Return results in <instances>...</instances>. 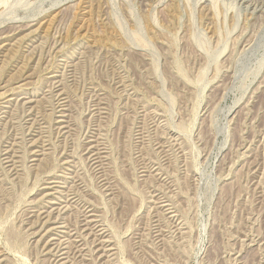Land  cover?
<instances>
[{"label": "rangeland", "instance_id": "374dc122", "mask_svg": "<svg viewBox=\"0 0 264 264\" xmlns=\"http://www.w3.org/2000/svg\"><path fill=\"white\" fill-rule=\"evenodd\" d=\"M4 1L0 264H264V0Z\"/></svg>", "mask_w": 264, "mask_h": 264}, {"label": "bare ground", "instance_id": "6f19581e", "mask_svg": "<svg viewBox=\"0 0 264 264\" xmlns=\"http://www.w3.org/2000/svg\"><path fill=\"white\" fill-rule=\"evenodd\" d=\"M3 1H4V0H3ZM60 1H61V0H60ZM213 1H214V0H213ZM219 1H220V0H219ZM262 1H263V0H262ZM4 2H5V1H4ZM6 2H7V0H6ZM256 2H257V1H256ZM19 3H20V2H19ZM212 3H213V2H212ZM6 4H7V3H6ZM202 4H203V3H202ZM216 4H217V3H216ZM246 4H247V3H246ZM248 4H249V3H248ZM256 4H257V3H256ZM3 5H4V4H3ZM3 5H2V7H3ZM7 5H8V4H7ZM12 5H13V4H12ZM46 5H47V4H46ZM57 5H58V4H57ZM261 5H262V4H261ZM0 6H1V5H0ZM16 6H17V4H16ZM255 6H256V5H255ZM5 7H6V6H5ZM44 7H45V6H44ZM51 7H53V6H51ZM214 7H215V6H214ZM248 7H249V6H248ZM39 8H40V7H39ZM131 8H132V7H131ZM261 8H262V7H261ZM1 9H2V8H1ZM57 9H58V8H57ZM207 9H208V8H207ZM216 9H217V8H216ZM251 9H252V8H251ZM262 9H263V8H262ZM2 10H3V9H2ZM148 10H149V9H148ZM41 11H42V9H41ZM252 11H253V10H252ZM132 12H133V11H132ZM210 13H211V12H210ZM251 13H252V12H251ZM8 15H9V14H8ZM8 15H7V16H8ZM218 15H219V14H218ZM213 16H214V14H213ZM260 16H261V15H260ZM262 17H263V16H262ZM155 19H156V18H155ZM193 19H194V18H193ZM156 20H157V19H156ZM40 21H41V20H40ZM60 21H61V20H60ZM118 21H119V20H118ZM19 25H20V24H19ZM54 26H55V25H54ZM61 28H62V27H61ZM138 28H139V27H138ZM198 28H199V27H198ZM201 31H202V29H201ZM11 32H12V31H11ZM66 33H67V32H66ZM132 33H133V32H132ZM135 33H136V32H134V34H135ZM204 33H205V32H204ZM134 34H133V37L135 36ZM203 35H204V34H203ZM140 36H141V35H140ZM198 36H199V35H198ZM204 36H205V35H204ZM135 37H137V38L139 39V38H141L142 36H141V37L135 36ZM199 38H200V37H198V40H199ZM202 38H204V37H202ZM202 38H200V40H199L200 42H201V40L204 41V39H202ZM46 39H47V38H46ZM138 39H137V40H138ZM51 40H52V39H51ZM142 40H143V39H141L140 41H142ZM12 41H13V40H12ZM138 41H139V40H138ZM143 41H144V40H143ZM145 41H146V40H145ZM204 42H205V41H204ZM250 42H251V41H250ZM143 43H144V42H143ZM145 43H146V42H145ZM61 44H62V43H61ZM200 44H201V43H200ZM203 44H204V43H202V45H203ZM250 44H251V43H250ZM147 45H148V44H147ZM206 45H207V43H206ZM206 45H205V46H206ZM217 45H218V44H217ZM60 46H61V45H60ZM142 46H143V45H142ZM144 46H145V45H144ZM200 46H201V45H200ZM6 47H7V46H6ZM252 47H253V46H252ZM54 48H55V47H54ZM60 48H61V47H60ZM202 48L204 49V47H202ZM202 48H201V49H202ZM226 48H227V47H226ZM6 49H7V48H6ZM214 49H215V48H214ZM249 49H250V48H249ZM242 50H243V49H242ZM242 50H241V51H242ZM201 51H202V50H201ZM217 51H218V50H217ZM222 51H223V50H222ZM249 51H250V50H249ZM146 52H147V51H146ZM224 52H225V51H224ZM246 53H247V52H246ZM48 54H49V53H48ZM243 54H244V53H243ZM53 55H54V54H53ZM45 58H46V57H45ZM42 60H43V59H42ZM47 60H48V59H47ZM45 61H46V60H45ZM206 65H207V64H206ZM208 66H209V65H208ZM208 66H207V67H208ZM54 89H55V88H54ZM15 94H16V93H15ZM27 98H28V97H27ZM54 102H55V101H54ZM29 104H30V103H29ZM96 113H97V112H96ZM62 130H63V129H62ZM39 133H40V132H39ZM88 147H89V146H88ZM106 147H107V146H106ZM103 154H104V153H103ZM99 157H100V156H99ZM52 187H53V186H52ZM55 202H56V201H55ZM60 208H61V207H60ZM41 210H42V209H41ZM47 213H48V212H47ZM81 213H82V212H81ZM92 220H93V219H92ZM87 235H88V234H87ZM62 239H63V238H62ZM102 246H103V245H102ZM65 248H66V247H65ZM107 256H108V255H107Z\"/></svg>", "mask_w": 264, "mask_h": 264}]
</instances>
